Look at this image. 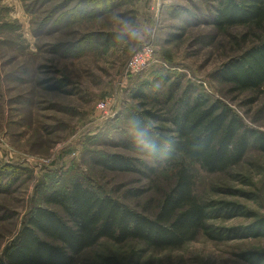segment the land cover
Segmentation results:
<instances>
[{
    "label": "rangeland",
    "instance_id": "obj_1",
    "mask_svg": "<svg viewBox=\"0 0 264 264\" xmlns=\"http://www.w3.org/2000/svg\"><path fill=\"white\" fill-rule=\"evenodd\" d=\"M46 1L0 0V170L3 179L15 180L8 192L0 188V249L57 178L64 184L82 176L89 186L119 198L144 188L138 200L127 201L138 210L157 201L161 181L153 185L140 174L109 172L94 163L101 155L125 151L120 144L129 129L124 115L138 105L133 94L144 82L168 76L183 87L192 85L230 106L246 126L264 132V89L232 92L219 78L221 66L252 45L255 33L244 39V27L216 29L211 18L217 0ZM121 20L140 30L143 39L118 34ZM86 38L83 47L76 46ZM148 41L154 47L152 63L126 76L132 54ZM57 79L65 86L48 89ZM104 102L108 113L100 110ZM16 164L23 170L9 166ZM198 191L206 203L220 207L211 212L209 231L179 250L149 251L140 264H250L248 253L264 254V236L248 232L264 218L263 152L251 148L226 173L198 169ZM99 250L122 255L108 241ZM93 254L85 252L77 264H88Z\"/></svg>",
    "mask_w": 264,
    "mask_h": 264
},
{
    "label": "trees",
    "instance_id": "obj_2",
    "mask_svg": "<svg viewBox=\"0 0 264 264\" xmlns=\"http://www.w3.org/2000/svg\"><path fill=\"white\" fill-rule=\"evenodd\" d=\"M78 7L74 6L70 14H75ZM211 20L220 31L246 28L244 39L252 30L255 33L252 45L221 66V82L232 92L263 90L264 0H217ZM86 40L76 46L83 47ZM65 83L57 79L47 88L58 91ZM133 99L138 105L124 115L129 129L120 143L129 154L107 153L94 163L109 172L140 174L153 185L161 181L164 188L157 201L138 210L127 201L138 200L146 193L144 188L129 189L119 198L89 186L82 176L71 177L64 184L57 178L53 180L57 183H52L30 208L13 238L0 249V264H77L89 250L94 254L88 264H140L141 256L149 251L179 250L209 231L211 212L220 207L209 205L199 194L198 169L210 174L226 173L239 166L251 148L264 153V132L246 126L220 99L192 85L183 87L168 76L144 82ZM9 166L23 170L19 164ZM3 170L0 188L8 192L15 180L12 176L3 179ZM249 228L250 235L264 236V218ZM104 241L120 247L122 255L100 252ZM247 255L250 264H264V254Z\"/></svg>",
    "mask_w": 264,
    "mask_h": 264
},
{
    "label": "built area",
    "instance_id": "obj_3",
    "mask_svg": "<svg viewBox=\"0 0 264 264\" xmlns=\"http://www.w3.org/2000/svg\"><path fill=\"white\" fill-rule=\"evenodd\" d=\"M154 47L151 41L143 43V45L137 49L129 59L127 63L126 76L134 73H138L147 68L153 61ZM100 110L108 113L109 106L107 102L100 105Z\"/></svg>",
    "mask_w": 264,
    "mask_h": 264
},
{
    "label": "clouds",
    "instance_id": "obj_4",
    "mask_svg": "<svg viewBox=\"0 0 264 264\" xmlns=\"http://www.w3.org/2000/svg\"><path fill=\"white\" fill-rule=\"evenodd\" d=\"M118 34L126 35L130 39H136V40L143 39V33L127 20L120 21V29Z\"/></svg>",
    "mask_w": 264,
    "mask_h": 264
}]
</instances>
